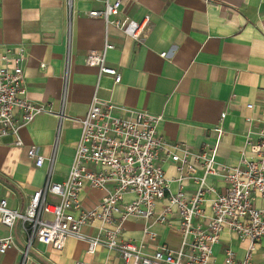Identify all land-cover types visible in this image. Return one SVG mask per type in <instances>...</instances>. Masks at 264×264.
Masks as SVG:
<instances>
[{"label": "crops", "instance_id": "0c3cea01", "mask_svg": "<svg viewBox=\"0 0 264 264\" xmlns=\"http://www.w3.org/2000/svg\"><path fill=\"white\" fill-rule=\"evenodd\" d=\"M104 3L72 0L67 12L66 0H0V56L6 53L10 62L13 54L22 51L24 96L50 107L20 127L22 145H15L11 135L0 138V196L13 209L25 210L49 168L52 182L66 177L80 132L77 119L86 113L93 94L118 106L161 115L159 133L185 143L192 151L217 142L216 160L225 164L237 162L247 135L256 140L264 132V0H121L118 14L109 20L127 16L138 21L149 14L150 29L141 41L101 17L88 15L90 10H102ZM105 42L112 44L105 51V64L120 73L118 83L86 62L88 52H100ZM66 69L67 90L62 100ZM249 103L252 108L246 107ZM15 116L19 118L20 112ZM216 128L221 129L220 136ZM32 145L44 157L40 167L27 156ZM247 155L252 157L250 152ZM162 168L171 191L176 192V164L167 161ZM194 174H203L200 165L195 164ZM206 181L218 191L225 188L218 176L209 175ZM181 184L186 197L196 190L189 178ZM102 196L101 190L89 187L80 193L87 207ZM133 197L127 194L125 200ZM163 203L158 202L156 211ZM208 203H204L207 212ZM256 204L263 206L264 198L257 197ZM169 222L153 223L156 240L149 241L142 233L143 220L130 217L123 222L121 238L143 240L147 253L158 244L177 247L181 238L175 210ZM96 226L97 222L84 226L83 231L95 234ZM8 234L14 245L0 252V264H20V250L26 247L21 222L11 228L0 223V236ZM245 245L234 233L222 231L220 241L212 247L211 264L222 261L224 246L241 259ZM263 251L264 239L254 254L255 261L261 260ZM79 261L122 264L117 253L98 248L90 254L84 242L71 237L60 250L34 241L24 264Z\"/></svg>", "mask_w": 264, "mask_h": 264}, {"label": "built area", "instance_id": "2783aa9c", "mask_svg": "<svg viewBox=\"0 0 264 264\" xmlns=\"http://www.w3.org/2000/svg\"><path fill=\"white\" fill-rule=\"evenodd\" d=\"M66 2L69 12L72 0ZM120 4L121 0H105L102 10H90L88 15L101 17L106 24H113L126 36L141 41L150 29V15L145 14L138 21L127 16L109 20V16L118 14ZM111 47L112 44L105 42L100 52H88L86 62L96 65L99 74L112 75L118 83L120 73L105 64V51ZM161 55L165 56V52ZM0 60L6 62L0 63V138L11 135L14 144L20 146V127L35 115L48 112L50 107L24 96L21 50L12 55L10 62L6 53ZM67 82L66 69L62 100ZM252 106L246 104L247 108ZM17 111L19 118L15 116ZM58 115L59 118L63 115L62 109ZM160 120L161 115L118 106L93 94L86 113L77 119L80 132L66 177L61 182H52L49 168L45 182L31 194L24 211L9 207L7 199L0 196V223L11 228L20 221L26 234L20 264H24L27 249L34 241L60 250L69 237L84 242L90 254L98 248L117 253L122 264H211L212 247L220 241L224 230L234 233L246 245L241 259L235 258L231 247L224 246L219 264H264V251L261 260H254L264 239V205L256 204L257 197L264 198V132H259L256 140L247 135L237 162L225 164L216 160L217 142L212 147L192 151L185 143L170 141L160 134ZM216 130L220 136L221 129ZM26 153L35 166L43 164L44 157L37 153L34 145L28 147ZM167 161L175 163L179 173L176 192L171 191L170 179L162 168V163ZM195 164L202 167V175L194 174ZM209 175L221 178L225 184L223 191L207 183ZM186 178L196 184L190 197L185 196L181 184ZM85 187L101 190V200L93 206H85L80 198ZM127 194L134 197L125 200ZM206 201H209V212L204 206ZM158 202L164 203L156 211ZM173 210L177 212V231L181 238L177 247L158 244L147 253L143 251V240L134 242L121 238L123 222L134 217L144 222L143 236L155 241L156 233L151 225L169 224ZM95 222V234L83 231L84 226ZM13 245L10 234L0 236V252Z\"/></svg>", "mask_w": 264, "mask_h": 264}, {"label": "rangeland", "instance_id": "374dc122", "mask_svg": "<svg viewBox=\"0 0 264 264\" xmlns=\"http://www.w3.org/2000/svg\"><path fill=\"white\" fill-rule=\"evenodd\" d=\"M125 225V224H124Z\"/></svg>", "mask_w": 264, "mask_h": 264}]
</instances>
